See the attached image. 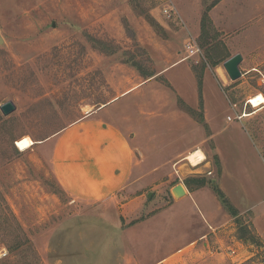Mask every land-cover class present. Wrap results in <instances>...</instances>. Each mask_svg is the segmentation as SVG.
<instances>
[{
    "label": "rangeland",
    "instance_id": "obj_1",
    "mask_svg": "<svg viewBox=\"0 0 264 264\" xmlns=\"http://www.w3.org/2000/svg\"><path fill=\"white\" fill-rule=\"evenodd\" d=\"M0 38V105L16 106L0 111V264H133L123 263L121 230L100 205L64 193L39 143L179 59L207 69L218 85L209 117H222V130L208 139L214 131L204 128L209 136L194 148L203 161H178L157 190L167 197L197 174L218 181L222 168L208 148L218 142L222 180L246 207L241 223L257 235L251 212L264 208V0H0ZM188 38L201 48L198 58L186 57ZM235 53L243 56L241 76L231 80L223 62ZM259 219L264 230V210ZM230 222L236 233L225 246L161 264H264V243L241 239Z\"/></svg>",
    "mask_w": 264,
    "mask_h": 264
},
{
    "label": "crops",
    "instance_id": "obj_2",
    "mask_svg": "<svg viewBox=\"0 0 264 264\" xmlns=\"http://www.w3.org/2000/svg\"><path fill=\"white\" fill-rule=\"evenodd\" d=\"M220 93L209 71L203 70L201 104L195 72L185 59H179L85 111L39 143L64 193L75 201L100 205L108 221L121 230L123 263L161 264L184 254L211 253V247L225 246L235 237L236 228L230 222L235 217L222 205L214 180L206 178L201 187L183 185L181 198L172 195L171 187L167 197L157 190L171 176L175 163L187 159L196 165L204 158L194 148L205 142L206 131H214L210 139L222 130L223 118L209 117L216 114ZM199 114L204 121L197 118ZM208 148L222 168L215 185L240 216L246 207L222 180L225 154L218 142ZM203 149L208 153L207 146ZM261 211L251 212V225L264 241Z\"/></svg>",
    "mask_w": 264,
    "mask_h": 264
},
{
    "label": "trees",
    "instance_id": "obj_3",
    "mask_svg": "<svg viewBox=\"0 0 264 264\" xmlns=\"http://www.w3.org/2000/svg\"><path fill=\"white\" fill-rule=\"evenodd\" d=\"M228 57V56H227ZM193 71L195 72V76L197 79V84H198V91H199V97H200V102L202 101L201 99V88H202V73H203V68H200L198 71L194 66H192ZM202 104V102H201ZM185 110L189 113H193V110L189 108L188 106H185ZM200 121L203 120V116L201 115L199 117ZM184 183L187 187H201L207 183V179L205 176H188L184 178ZM215 192L217 193V196L219 197L222 205L225 207V209L233 216L235 217V222L237 223V231H238V236L241 239L244 240H249L252 243L256 245H260L261 243H264V241L259 240L260 238L250 229L249 226L244 225L241 223L242 218L239 216L238 210L234 207V205L231 203L229 198L225 195V193L217 186L214 187Z\"/></svg>",
    "mask_w": 264,
    "mask_h": 264
},
{
    "label": "water",
    "instance_id": "obj_4",
    "mask_svg": "<svg viewBox=\"0 0 264 264\" xmlns=\"http://www.w3.org/2000/svg\"><path fill=\"white\" fill-rule=\"evenodd\" d=\"M0 38V42H1ZM243 56L240 53H235L223 62V67L231 80H235L241 76L239 64ZM16 108L13 101L8 100L0 105V111L3 115H8ZM171 193L175 198H181L185 195V188L182 183H177L171 188ZM150 196V194L148 195Z\"/></svg>",
    "mask_w": 264,
    "mask_h": 264
},
{
    "label": "built area",
    "instance_id": "obj_5",
    "mask_svg": "<svg viewBox=\"0 0 264 264\" xmlns=\"http://www.w3.org/2000/svg\"><path fill=\"white\" fill-rule=\"evenodd\" d=\"M162 12L168 18H171V17L175 18L176 17L175 12L173 11V8L164 7ZM185 49H186V54H187L186 57H195L196 56L198 58L201 54V48L199 47V45L195 42V40H192L190 38H188V40L185 42ZM246 103H248V100L246 101ZM235 106L236 105L233 103L232 107H235ZM244 114H245V111L237 113V115H235V117L237 119H240L241 117L244 116ZM203 159L199 163H201L203 161ZM208 173L210 174L211 172H208Z\"/></svg>",
    "mask_w": 264,
    "mask_h": 264
},
{
    "label": "bare ground",
    "instance_id": "obj_6",
    "mask_svg": "<svg viewBox=\"0 0 264 264\" xmlns=\"http://www.w3.org/2000/svg\"><path fill=\"white\" fill-rule=\"evenodd\" d=\"M259 95H260V94H259ZM29 145H30V144H21V145H20V149H21V150H25L26 148L29 147Z\"/></svg>",
    "mask_w": 264,
    "mask_h": 264
}]
</instances>
